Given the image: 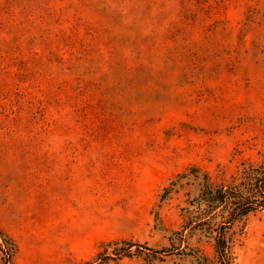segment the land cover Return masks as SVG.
<instances>
[{"label":"rangeland","instance_id":"obj_1","mask_svg":"<svg viewBox=\"0 0 264 264\" xmlns=\"http://www.w3.org/2000/svg\"><path fill=\"white\" fill-rule=\"evenodd\" d=\"M263 161L264 0H0V264H216L170 240L198 181L166 188ZM232 231L264 264V208Z\"/></svg>","mask_w":264,"mask_h":264},{"label":"trees","instance_id":"obj_2","mask_svg":"<svg viewBox=\"0 0 264 264\" xmlns=\"http://www.w3.org/2000/svg\"><path fill=\"white\" fill-rule=\"evenodd\" d=\"M191 174L194 180L198 181L199 187L196 194L187 200L188 205L182 208L184 223L181 230L174 231L170 236L172 246L181 251L190 248L197 253L200 250L191 248L189 239L198 235L200 240L208 238L213 241L216 264H232L233 226L238 222H244L250 213L264 208V161L245 165L239 180L227 184L212 181L209 174L201 172L199 167H190L178 175L171 187L166 188L163 196ZM1 241L2 245L7 247L8 257H11L14 243L0 229ZM134 245L137 249L133 251L131 249ZM107 247H112V253L116 256H131L136 251L143 252L140 249L143 246L128 240L109 242ZM112 258L107 252H99L95 258L84 261L82 264H103Z\"/></svg>","mask_w":264,"mask_h":264}]
</instances>
